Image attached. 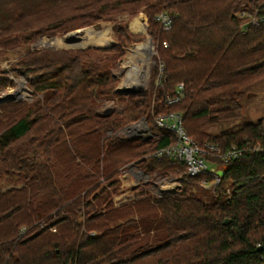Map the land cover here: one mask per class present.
Instances as JSON below:
<instances>
[{"label":"trees","instance_id":"trees-1","mask_svg":"<svg viewBox=\"0 0 264 264\" xmlns=\"http://www.w3.org/2000/svg\"><path fill=\"white\" fill-rule=\"evenodd\" d=\"M140 11L157 52L150 91L116 90L114 68L143 38L127 20L111 46L32 48L20 58L15 74L42 96L0 101V175L17 184L0 191V264H264V150L254 149L264 146V123L241 111L245 90L264 79V0H33L19 20L0 23V45ZM110 100L123 111L98 113ZM170 112L201 145L251 149L206 189L183 163L150 155L177 141L156 123ZM139 118L153 138L116 135ZM139 159L156 176L180 175L181 189L141 190L115 206L122 166Z\"/></svg>","mask_w":264,"mask_h":264},{"label":"rangeland","instance_id":"rangeland-1","mask_svg":"<svg viewBox=\"0 0 264 264\" xmlns=\"http://www.w3.org/2000/svg\"><path fill=\"white\" fill-rule=\"evenodd\" d=\"M33 0H0V23L6 22H16L20 19V13L22 11H27L31 8ZM140 17H142L143 22L140 21ZM127 20L129 28L134 33H142L143 38L137 43H131L126 46V55L119 62V64L113 70V77L117 80L116 89H122L125 87H130L133 89H143L150 91L152 89V73L153 69L156 65L154 61L156 59V45L152 44L153 51L151 52V56H147L148 52L146 51L145 55L141 57L138 54H134L131 56L132 51H130V47L138 44L150 41L151 35L146 30L149 28L148 24V16L143 11H140L137 15L130 17L128 14H119L114 16L112 19H106L101 21L98 24L90 25L83 28H92L95 32H104L107 31V42L102 45H94L88 44L92 46H100L106 47L111 46L114 43L118 42V37L114 30V26H116L121 21ZM132 24L135 25L137 30L132 27ZM81 29V28H80ZM107 29V30H105ZM82 31V30H81ZM67 34V33H66ZM66 34H58L55 36H51L48 34L41 35L32 45H26L23 42L24 34H18L19 44L16 46H4L0 45V99L5 98L9 95L16 97L13 101H27L30 104L34 102L39 96L42 94H35L33 92V88L30 85V77H28L25 73L15 74V69L18 67V62L20 58L27 52V50L32 48H49L50 45H46L41 43V40L44 38L53 39L55 38H63L67 37ZM110 36V37H109ZM73 46V45H72ZM72 46H58L60 48H69ZM56 47V46H53ZM51 49V48H50ZM132 60V61H131ZM138 68H136V67ZM136 68V69H135ZM137 70V72H136ZM134 71L136 73H134ZM146 74V75H145ZM138 78L137 83L134 82L133 79ZM13 81V82H12ZM133 84H138V86H134ZM129 95V94H127ZM242 103V116L244 120L251 122H259L258 120L261 118L260 122L264 123V79L251 85L245 90V97L241 101ZM124 105H121L120 102L115 100L106 101L102 106L97 108L98 113H109L115 111H123ZM142 118H139L134 121H129L127 125L138 123ZM125 125V126H127ZM235 125V124H233ZM124 126V127H125ZM123 127V128H124ZM121 128L116 135L122 138H139L132 137L128 131H122ZM219 128H216L215 131H218ZM147 157V155H146ZM139 160H133L122 166L121 172L118 176L119 182L115 187L116 190L112 193V199L115 206H120L123 203L131 202L134 197L141 192V190H151L152 194H157L158 196H163L168 194L169 191H177L180 190L183 181L180 175H171L168 176H156L154 173L146 172V168L143 167V163H139ZM133 171L137 179H139V183L135 181V178L130 173L127 177L124 175L127 173V170ZM2 171L0 166V172ZM138 181V180H137ZM106 184V183H105ZM162 189L160 188L162 186ZM15 181H13L10 177H6L0 175V191L7 189L8 187L15 186ZM229 190V189H228ZM228 193V191H227ZM210 194L209 191L200 190L199 195L204 196ZM125 212V211H124ZM122 221V220H121Z\"/></svg>","mask_w":264,"mask_h":264},{"label":"built area","instance_id":"built-area-1","mask_svg":"<svg viewBox=\"0 0 264 264\" xmlns=\"http://www.w3.org/2000/svg\"><path fill=\"white\" fill-rule=\"evenodd\" d=\"M166 30L171 28L172 20L170 16L165 13L157 15ZM250 22L256 23V19H251ZM183 84H179L177 88V95L168 98V102L172 103L179 100L183 95ZM156 123L159 127L176 133L177 141L175 143L154 149L150 155L161 160L163 158H170L177 160L185 166L186 174L189 177L203 176L200 180L201 186L206 189L213 188L221 182L222 176L218 174V170H227L229 164L244 153V151L251 148H241L238 145H233L226 150H223L217 144L205 142L203 145L196 142L188 135L184 125L182 114L178 112H170L160 114L156 117ZM128 131L132 137H139L138 139H150L154 137V133L150 129L146 119L142 118L138 123L125 126L122 131ZM256 150H264V146L260 145L254 147ZM127 170L124 175L127 177L130 173L135 178L136 182H140L136 178L135 173ZM130 172V173H129ZM205 176V177H204ZM138 180V181H137ZM165 188L162 184L160 187ZM228 193L229 190L227 189ZM55 230V229H53Z\"/></svg>","mask_w":264,"mask_h":264},{"label":"bare ground","instance_id":"bare-ground-1","mask_svg":"<svg viewBox=\"0 0 264 264\" xmlns=\"http://www.w3.org/2000/svg\"><path fill=\"white\" fill-rule=\"evenodd\" d=\"M140 21L143 22L142 17H140ZM105 30H107V29H105ZM107 40H108L107 31L95 32L92 28H86L82 31L71 33V34L67 35V37H63V38L57 37V38L49 39L46 37V38L41 40V43H44L46 45H50L52 47L53 46H56V47H58V46H72V45L73 46H85L88 44H94V45H102L104 43L106 44ZM152 48H153L152 43L150 41H147L144 43L135 44V45L131 46L129 49H130V51H132L131 56L134 53V54H138L141 57H143V56H146L145 55L146 51L148 52L147 56H151V52L153 51ZM136 68H138V67H136ZM136 72H137V70H136ZM136 72L134 71V73H136ZM133 81L134 82H132V83L139 82L138 78L133 79ZM133 85L138 86V84H133ZM125 88H129V87H125Z\"/></svg>","mask_w":264,"mask_h":264},{"label":"water","instance_id":"water-1","mask_svg":"<svg viewBox=\"0 0 264 264\" xmlns=\"http://www.w3.org/2000/svg\"><path fill=\"white\" fill-rule=\"evenodd\" d=\"M85 28H81V29H77V30H74V31H70V32H68L67 34H66V36L67 35H69V34H71V33H74V32H78V31H81V30H84ZM146 30H147V25H146ZM53 38H55V37H53ZM150 42L152 43V44H154V41H153V39L152 38H150ZM87 46H92V45H85V46H72V47H69V48H75V47H78V48H85V47H87ZM49 48H52V49H58V48H60V47H52V46H49ZM62 48H64V47H62ZM154 63H156V61H154ZM116 90H118V91H120V92H122V93H124V94H129V95H131V94H135V93H138V92H140V91H142L143 89H133V88H122V89H116ZM16 99V97H14V96H11V95H9V96H7V97H5V98H2V99H0V101H13V100H15ZM105 114H109V111H107ZM262 119L260 118L258 121L260 122ZM225 172H226V170H224V169H220V170H218V174L220 175V176H223L224 174H225ZM172 192H174V191H169V193H172ZM229 222V220L227 219L226 221H225V224H227Z\"/></svg>","mask_w":264,"mask_h":264},{"label":"crops","instance_id":"crops-1","mask_svg":"<svg viewBox=\"0 0 264 264\" xmlns=\"http://www.w3.org/2000/svg\"><path fill=\"white\" fill-rule=\"evenodd\" d=\"M77 30V29H76ZM74 31V30H73Z\"/></svg>","mask_w":264,"mask_h":264}]
</instances>
